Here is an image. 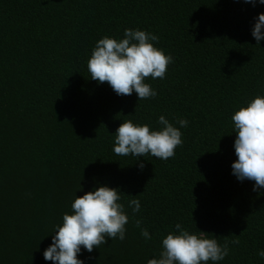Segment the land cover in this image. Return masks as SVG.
I'll return each mask as SVG.
<instances>
[{
    "label": "trees",
    "instance_id": "1",
    "mask_svg": "<svg viewBox=\"0 0 264 264\" xmlns=\"http://www.w3.org/2000/svg\"><path fill=\"white\" fill-rule=\"evenodd\" d=\"M260 13L264 4L245 0H0V264H54L43 253L63 215L102 185L118 188L125 239L81 246L83 264H147L177 223L228 242L207 264H264V188L232 171V116L264 96V40L252 36ZM125 29L155 34L173 58L163 79H145L155 97L90 78L97 41ZM162 115L182 133L173 157L114 153L123 121L161 130Z\"/></svg>",
    "mask_w": 264,
    "mask_h": 264
},
{
    "label": "clouds",
    "instance_id": "2",
    "mask_svg": "<svg viewBox=\"0 0 264 264\" xmlns=\"http://www.w3.org/2000/svg\"><path fill=\"white\" fill-rule=\"evenodd\" d=\"M254 6L264 0H245ZM252 36L259 44L264 40V13H260L252 29ZM158 36L144 30L125 29L120 40L105 36L97 41L87 64L90 78L100 84L107 82L117 95L130 96L136 92L143 100L157 95L145 79H163L167 65L173 58L154 46ZM137 107V106H136ZM236 138L234 141L237 160L232 164L233 174L238 180L254 181L253 191L264 188V96L255 97L247 106H242L232 116ZM181 127L188 121L180 119ZM161 130H150L148 125H136L131 120L123 121L116 129L114 153L117 156L136 158L151 155L167 160L175 155L182 144V133L163 115L159 117ZM144 163L139 164L143 170ZM118 188L106 185L77 196L71 204L72 213H65L62 224L57 226L52 243L44 250V259L54 264H83L78 258L81 246L88 252L104 245L106 237L125 239V225L128 216L124 205L119 203ZM129 206L133 212L140 210V201L132 199ZM141 220L135 224L147 240L151 236L141 227ZM178 233H169L162 240V251L158 258L147 264H207L208 261L223 260L229 252L228 242L220 245L216 239L190 233L176 224ZM232 243L238 244L239 240ZM258 255L264 258V250Z\"/></svg>",
    "mask_w": 264,
    "mask_h": 264
}]
</instances>
